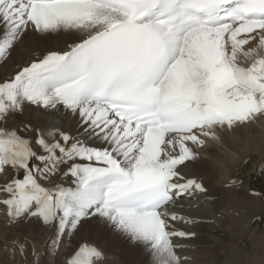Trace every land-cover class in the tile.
<instances>
[{"label": "snow or ice", "instance_id": "6c2138e0", "mask_svg": "<svg viewBox=\"0 0 264 264\" xmlns=\"http://www.w3.org/2000/svg\"><path fill=\"white\" fill-rule=\"evenodd\" d=\"M260 121L264 0H0V264H46L88 221L191 264L199 149ZM109 262L87 240L63 260Z\"/></svg>", "mask_w": 264, "mask_h": 264}, {"label": "bare ground", "instance_id": "6f19581e", "mask_svg": "<svg viewBox=\"0 0 264 264\" xmlns=\"http://www.w3.org/2000/svg\"><path fill=\"white\" fill-rule=\"evenodd\" d=\"M67 39L64 35L30 36L26 44L17 46L10 64L19 61L21 55L30 53L34 48L39 51L61 49ZM199 151L201 157L195 168L209 189L212 200L199 204L193 201L189 210L191 216L201 221L185 226L186 230L196 233L195 238L183 241L189 245L184 251L192 257L191 264H264V121L232 133L224 132L222 144L209 141ZM232 179L237 181L235 185L229 183ZM104 228L107 229V226L96 221L85 222L77 235L65 236L61 252L46 257V264H63L67 251L81 241L83 234L92 230L93 235L98 236L105 232ZM127 244L126 247L116 245L117 249L121 248L116 251L128 260L127 264H136V256L133 257ZM130 259L132 263H129ZM146 263L150 264L147 260Z\"/></svg>", "mask_w": 264, "mask_h": 264}, {"label": "rangeland", "instance_id": "374dc122", "mask_svg": "<svg viewBox=\"0 0 264 264\" xmlns=\"http://www.w3.org/2000/svg\"><path fill=\"white\" fill-rule=\"evenodd\" d=\"M43 51V50H42ZM45 51V50H44ZM31 55V51H30V53H25V54H23V55H21V57L18 59L19 61H17L18 63H23L25 60H27V59H29L30 56ZM25 56V57H24ZM16 61H14L13 63H11V64H9V68L8 69H10V71L12 70V66L14 65V64H16L15 63ZM254 156V155H253ZM104 229H106V228H104ZM111 231V233L109 232V231ZM107 231V232H106ZM93 231L91 230V231H89L88 233H86L85 235L83 234L82 235V239L81 240H87V241H89V242H91V243H93V244H96L97 246H99L100 248H102L107 254H108V256H109V258L111 259L110 261H112L110 264H112L113 262L115 263V264H127L128 263V260L125 258V257H122L121 255H118V254H120V252H118V251H116V250H119L120 251V249H117L115 246L116 245H119L120 244V246H123V245H125V243L127 242L128 244H129V249L131 250V252H133L132 254H133V257L134 256H136L135 258L137 259L136 260V262L138 263V264H142L143 262L142 261H144V264H147L146 263V260H147V262H150L149 260V256H147L146 257V253H144L143 254V252H141L142 250L140 249V247H138V246H136V245H133L129 240H127L126 238H124L123 236H121V235H119V238H118V235H117V233H114L112 230H110V229H108V227H107V229L105 230V232L104 233H102V234H100V235H98V236H94L93 234H94V232L92 233ZM254 232H256L255 230H254ZM92 234V235H91ZM96 234V233H95ZM91 235V236H90ZM104 236V238H103V236ZM112 235H114V236H112ZM94 236V237H93ZM88 237H90V238H88ZM96 237V238H95ZM116 239H115V238ZM123 237V238H122ZM101 238H103L102 240H101ZM89 239V240H88ZM93 239V240H92ZM98 239V240H97ZM121 239V241H119ZM125 239V240H124ZM95 240L97 241V242H95ZM124 240V241H123ZM93 241V242H92ZM103 241H105V243H107L108 245H106L105 243H102ZM103 245H102V244ZM102 246H101V245ZM105 244V245H104ZM127 244V245H128ZM104 246H106V247H104ZM113 247V248H112ZM125 247H126V245H125ZM106 248V249H105ZM116 248V249H115ZM136 248V249H135ZM111 251V252H110ZM113 251V252H112ZM115 251V252H114ZM140 252V253H139ZM136 253H138V254H140V255H142L143 254V256H141L142 258H140V255H137ZM142 253V254H141ZM115 254H116V256H117V259L116 260H118V258H119V260L118 261H116L115 260V258H116V256H115ZM135 254V255H134ZM261 255V252L260 251H258V256H260ZM114 256H115V258H114ZM144 258V259H143ZM114 259V260H113ZM138 259H140L139 261H141L142 259V261L139 263V261H138ZM149 259V260H148ZM121 260H122V262H121ZM118 262V263H117ZM121 262V263H120ZM124 262V263H123ZM113 263V264H114ZM129 263H132V259H130L129 260ZM136 263V264H137ZM149 264V263H148Z\"/></svg>", "mask_w": 264, "mask_h": 264}]
</instances>
